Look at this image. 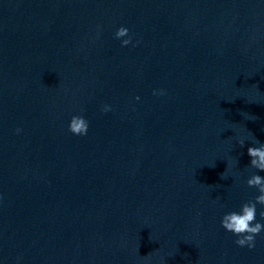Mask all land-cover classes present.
Listing matches in <instances>:
<instances>
[{
  "label": "clouds",
  "instance_id": "1",
  "mask_svg": "<svg viewBox=\"0 0 264 264\" xmlns=\"http://www.w3.org/2000/svg\"><path fill=\"white\" fill-rule=\"evenodd\" d=\"M115 36L117 39L129 36V30L121 26L117 29ZM129 43H131L130 36L122 41L124 46ZM88 127L89 123L83 116L74 115L70 119L68 130L74 135L84 136L87 135ZM237 142L241 148L245 146L243 138L238 139ZM255 144L259 146L247 148V155L250 157L249 167L256 169V172H264V143L256 139ZM226 178L225 172L222 173L221 179ZM246 183L249 188H255L259 194L255 196L254 200L243 203L239 212L226 213L221 219V226L237 237L235 243L238 246L254 248L256 236L264 231V223L257 220V205L264 209V176L253 173ZM259 216L261 220H264V210L260 211Z\"/></svg>",
  "mask_w": 264,
  "mask_h": 264
}]
</instances>
